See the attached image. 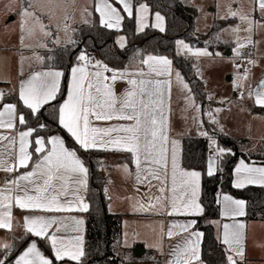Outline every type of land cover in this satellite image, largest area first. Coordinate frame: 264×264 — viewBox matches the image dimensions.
<instances>
[{
    "label": "snow or ice",
    "instance_id": "snow-or-ice-1",
    "mask_svg": "<svg viewBox=\"0 0 264 264\" xmlns=\"http://www.w3.org/2000/svg\"><path fill=\"white\" fill-rule=\"evenodd\" d=\"M74 2L75 0L73 4ZM233 3L235 0H230L225 6L224 14L219 18H237L239 23L221 31L230 32L235 37L236 47L233 52L236 57L248 55L247 63L255 66L257 62L243 50L248 46L255 47L258 42L253 40V36L264 30V0H251V7L247 11L242 7H233ZM92 11L99 13L100 24L107 29H121L126 18L122 13H126L127 17L135 19L139 32H144L148 27L156 28L160 32L166 30L165 17L158 11L154 14V23H149L150 9L146 3L135 7L132 0H95L92 10L85 7L81 12L84 23H90L88 17ZM256 13L259 14V19L256 18ZM16 15L19 16L22 47H32L25 41L32 40L37 35L43 38L37 41V47L47 48L45 40L59 44L60 32L65 34L66 44L75 46L77 43L68 35L75 32V29L68 23L73 16L66 6V0H22ZM241 32L247 35L241 37ZM118 43L123 48L125 37L120 36ZM176 43L178 48L197 58L221 55L219 52H210L207 47L193 50L183 40ZM36 59L43 64L42 57L37 56ZM23 61L24 58L21 57V65ZM140 64L147 66V72L141 67L136 73L129 74L116 71L107 64L94 60L87 52H81L77 63L69 70L70 79L66 92L61 89L65 71L49 67L47 70L32 71L20 80L18 103L22 102L28 114L38 120L45 105L58 101L55 112L57 121L73 138L79 149L85 152L99 149L128 154L130 163L134 164L135 168L132 170L128 164H124L121 171L133 180L136 191H139V186L147 189L144 193L147 203L138 202L133 206L134 210L155 215L199 217L205 211L201 203L203 174L182 166L180 142L170 136L172 61L166 56L148 55L141 59ZM235 67L238 75L233 81L234 89L239 91L240 98L244 99L245 92L241 89H245L251 68H245L243 73L239 74L240 65L236 64ZM20 75H24L22 70ZM126 76L130 87L118 95L114 88L115 82ZM175 77L182 88L191 93L179 71L175 72ZM246 90L253 103L264 110V79L255 87L247 85ZM3 99L4 93L0 92V101ZM186 100L190 107H195L191 94ZM114 120L122 123L106 127L94 124V121ZM212 122L217 123L214 117ZM17 125L25 126L26 130H20ZM27 125L28 119L24 113L19 112L17 104H0V129L15 133L0 134V144L8 142L5 145L8 149L6 158L4 153H0V171L8 174L0 185V229L8 231L13 229L14 208L42 213L89 211V204L84 195L88 190L89 168L78 155V149L67 147L65 140L59 135L33 138L37 129ZM39 127L42 129L45 125L41 124ZM200 135L209 139L210 148L214 153L207 157L204 173L213 177L222 171L218 166L219 159L230 150L220 147L207 131H201ZM21 169L30 170L20 172ZM249 185L264 187V166L246 163L241 159L234 169L233 187L243 189ZM153 188L159 195L152 193ZM215 202L221 206V216L233 221L213 222L217 223L220 229L218 239L225 246L227 264H241L246 255V226L236 218L246 215V201L221 193ZM66 219L45 215L25 216L23 228L26 234L45 240L51 250V257L32 240L14 261H10L12 245L0 242V248L4 250L0 264H67L68 261L84 264L86 253L81 233L85 222L83 219L72 217L75 225L72 229L74 235H61L60 233L68 227ZM196 224L197 220L194 218L184 223L174 221L169 224L167 230L161 224L156 242L149 247L156 248L163 254L164 240L180 237L170 246L165 264H204L201 259L204 233L195 230ZM138 237L139 233L134 232L130 236L125 232L118 243L124 249H131L138 242ZM122 259L125 264H132L130 254H125Z\"/></svg>",
    "mask_w": 264,
    "mask_h": 264
},
{
    "label": "trees",
    "instance_id": "trees-1",
    "mask_svg": "<svg viewBox=\"0 0 264 264\" xmlns=\"http://www.w3.org/2000/svg\"><path fill=\"white\" fill-rule=\"evenodd\" d=\"M140 3H146L152 13L161 12L166 19V30L158 32L149 27L144 32L136 31V21L132 17L124 19L122 33L127 37L128 44L121 49L116 44L117 32L101 26L99 19L95 16L94 21L87 26L79 28L74 34L76 45H66L55 49L52 53L45 54L44 65L46 68H55L65 71L62 91L66 92L69 70L77 63V57L81 52L90 51L97 55L101 61L110 68L120 71L130 65L140 64L141 59L147 55H161L174 60L176 68L189 82L192 91L201 100L205 97L204 84L195 76L191 58L178 55L176 41L184 39L193 46H204L205 43L194 32L195 20L198 11L195 7L185 5L182 0H134L136 7ZM234 19L222 20L214 24L211 32H217L223 27L234 22ZM139 53V55H138ZM49 57L51 59H49ZM64 97H61L63 99ZM2 103H17L19 112L24 113L28 119V127L37 129L33 136L43 135L48 137L54 132L60 133L70 148H77L78 153L85 160L90 170V183L88 200L90 203L86 221V242L84 264H121V260L112 251L113 243L120 238L122 233L121 216H114L107 210V200L104 195L105 180L99 165L91 159L90 155H106L103 152L79 149L72 137L59 125L55 112L58 101L45 105L41 109L39 119L30 116L28 110L21 102H17L14 96L6 97ZM254 112L264 115V110L254 107ZM45 125L40 128L39 125ZM22 127H25L22 125ZM219 144L232 151L220 159V169L213 177L206 174V162L209 156V140L206 138L186 137L183 143V166L189 169H198L202 172V194L201 203L205 209L204 214L197 217L196 228L204 233L202 244V260L206 264H227L223 245L215 235L213 221L220 219V205L216 203L218 194L228 193L235 198L246 201L247 220L264 221V187L248 186L243 189L233 187L234 167L240 158L245 160H261L264 158L247 156L239 148V143H248V140L235 139L225 135L217 136ZM36 157L34 156L33 159ZM28 240L21 242L13 250L10 260L23 249ZM44 252L51 257L50 248L41 244ZM144 253L141 246L135 249L136 254ZM60 264V262H56ZM67 264H73L68 261Z\"/></svg>",
    "mask_w": 264,
    "mask_h": 264
},
{
    "label": "crops",
    "instance_id": "crops-1",
    "mask_svg": "<svg viewBox=\"0 0 264 264\" xmlns=\"http://www.w3.org/2000/svg\"><path fill=\"white\" fill-rule=\"evenodd\" d=\"M5 1H8V0H0V87H1L2 92L4 93V99L8 96H14L18 102V87H19L20 80L26 78L27 75L32 71L47 70V68L44 65V60H43V64H41L36 59V57L39 56V57L44 58L45 54L52 53L55 49H57L59 47H64V46L69 45V44L65 43V34L63 32H60L59 36L61 38V43H59V44L52 43L50 40H45L44 42H46L48 45L47 48L37 47L36 46L37 41H36V43H34L32 45V47H27L25 49H23L22 46H19L17 48V59L14 61L12 58H14V52L16 51V49L10 50L9 47H6V45L4 43L5 26H4V21H3L1 10H2V4ZM94 3H95V0H75V2L73 4V1L70 2L69 0H66V6L68 7L69 12L73 16V19H70L68 21V23H70L72 28L75 29V32L83 26L90 25L94 21L95 16L98 17L99 22H100L99 13H96L95 11H92L91 16L88 17L90 23H87V24L84 23L82 20V17H81L82 10L85 7H88L90 10H92ZM132 3L134 5V0H132ZM136 7H138V5ZM149 9H150V7H149ZM210 10L213 11L212 8ZM122 14L125 15V17H127L126 13H122ZM150 14H151L152 20H153L155 13H152L151 9H150ZM162 15L164 16V14H162ZM13 20L15 21L16 17H14ZM62 23H63V20L61 19V24ZM123 23H124V20L122 22L121 29H119V30L111 29V30H114L117 32L116 44L119 48H121V47L118 43V38L120 36L125 37V46L121 49H124L128 44V40H127L126 35L124 33H122V31H121L123 28ZM151 28H153V27H151ZM153 29L160 32L156 28H153ZM165 29H166V19H165ZM136 31L138 33H140L137 30V24H136ZM75 32H70V33H68V35H71L72 38L74 39ZM42 39H43L42 37H39L38 40H42ZM254 51H255V49L253 48V55H254L255 61L257 63L255 66H252V68L256 67L255 69H257L260 67V70H262V72H263V75L259 76L258 81L255 84V86H256L260 80L264 79V56H256L254 54ZM87 53L90 55V57L94 58V60L101 61V59L97 55L91 54L90 52H87ZM178 55H181V54L178 53ZM7 56H10V58L7 59ZM155 56H161V55H155ZM181 56H183L185 58H190L189 55H181ZM21 57L24 58L23 65H21ZM167 58L172 61V69H173V75L171 78L172 89H171V131H170V136H171V138L176 139L180 142L182 166H183V143H184V139L186 137H198V138L208 139L207 137L200 135L201 131H207L209 133V135H211L216 140L217 144L220 147H222V146L218 142L217 135L214 136L209 131L210 129L212 130V128L215 127V124L210 122V121H206L204 118L201 119L200 117H196L195 124L190 125L186 115L183 113L181 118H180L179 126H178V128H176L175 122H174V101H175L178 82H177L176 77H175V72L179 71V70L176 68L174 60L169 58V57H167ZM141 67H143L144 71L147 72V66H142L141 64L130 65V66H127L126 68H124L123 70H120V71L127 72L129 74H133V73H136ZM21 70L24 73L23 76L20 75ZM58 70H61V69H58ZM106 75L110 76L111 73H106ZM181 77L184 79V81H187L186 78H184L182 74H181ZM133 78H136V77L133 76ZM69 79H70V71H69L68 81H69ZM127 79H128V77L126 76L124 79H118L115 82L114 88L117 91L118 95L123 94L130 87L127 83ZM63 81H64V78L61 81V88H62ZM186 83H188V85L190 87L189 89H191V93H189L187 89H183L182 86L180 85L181 92L183 91V94L185 96H188L189 94H191L195 99H197L195 97L193 91H192V88H191L189 82L187 81ZM206 97H207V95H205V97H204L205 102L206 101L209 102L213 108H219L220 106L225 105L223 102H220V101L206 100ZM3 100L0 101V103L3 102ZM231 101L232 100H228L229 103H232ZM14 104H17V103H14ZM17 106H18V104H17ZM254 107H258V106L253 105V104H249L248 106H246L244 108V111H245L244 113H246L247 115H249L253 119H254L255 115H258L259 118H257V119H261L260 118L261 114L255 113L253 110ZM203 108H205V106H203ZM213 108H212V112L214 111ZM196 112H198V115H199L200 111L198 110ZM196 115H197V113H196ZM117 123H122V122L115 121V120L109 121V122L94 121V124L96 126H100V127H106L110 124H117ZM17 127L20 130H26V128L22 127V125H17ZM0 134L15 135L14 132L9 133V131L6 129H0ZM52 135H59L65 140V138L58 132H54V133L50 134L48 137H50ZM219 135H225V136H229V137H232L235 139H244V140L249 141L248 138L242 137V136L234 134V133H223V134H219ZM37 136L45 137L43 135H37ZM33 138H34V136H33ZM260 142L264 143V139H262ZM7 143H8L7 141H4L3 144H0V153H4L5 158H6L7 151H8V149L5 147V145H7ZM65 143H66V140H65ZM66 146L69 147L67 145V143H66ZM209 146H210V142H209ZM222 148H224V147H222ZM17 150H18V145H17ZM227 150H229V149H227ZM91 151L103 152L107 155L106 159L104 158L102 161H100V165H99L100 172H101V174L105 180L104 195H105L106 200H107V210L110 214H112L114 216H121L122 233H121L120 238L117 239L112 245L113 253L115 254L116 257H118L121 260V262H123L121 264H125V262L122 259L125 254L131 255L132 264H165V261L168 259L167 253L169 251L170 246L172 244H174L176 242V240L180 239V237H176L175 240L165 239L164 240V253L163 254H161L156 248L149 247L150 244H153L156 242L157 236L160 232L161 224H163L165 230H167V227L169 226V224L174 222V221L179 222V223H184L188 219H193V218L196 219L197 217L155 215L153 213L146 212V211L134 210L133 206L136 205L138 202L147 203V197L144 195V193L147 191V189L143 186H139V191H136V187L133 184V180L130 178H127L123 174V172L121 171V166L124 164H128L129 168L132 170H134V168H135V165L130 163L128 154L120 153V152H114V151H104V150H99V149H94ZM228 153H232V151L230 150L229 152H226L224 155H226ZM213 154L214 153H213L212 149L210 148L209 156H211ZM78 155H80V154L78 153ZM80 157L82 158V156H80ZM113 157H118V161L112 163L111 158H113ZM220 159L218 161L219 168H220ZM241 159H243V158H240L237 161L235 167L237 166V164L239 163V161ZM243 160L246 163L255 164L257 166H264V162L261 160H255V159H251V160L243 159ZM85 165L88 167L86 162H85ZM235 167H234V169H235ZM186 169H189V168H186ZM27 170H30V169H21L20 172H24ZM189 170L200 171L198 169H189ZM7 175L8 174L0 171V185H2L4 179ZM202 177H203V175H202ZM233 181H234V173H233ZM89 183H90V170H89V176H88V190H89ZM153 183H155V181ZM249 186H256V185H249ZM246 187H248V186H246ZM88 190H87V193H85L84 195L86 198V202L89 204V207H90V203L88 200ZM152 193L155 195H159V193L156 192L155 188L152 189ZM221 193L222 194H228V193H223V192H221ZM201 194H202V178H201ZM233 198L238 199L235 197H233ZM221 211H222V209L220 206V219L215 220L213 222L233 223L232 220H229V219L222 217ZM246 211H247V206H246ZM35 215H45V216H49V217L56 216L59 218H67L66 219V223L68 226L67 230L62 231L60 233L61 235H67V236L74 235V233L72 232V229L75 227V225L73 224L71 218L76 217L78 219H83L85 223L83 225V232L81 234L84 237V249H85L87 212L73 211V212H68V213H63V212H61V213H42V212H38V211H35V212L34 211H21L19 209L14 208L13 209V229H12V231L0 229V242L12 245V248L10 249L11 254H12L13 250L15 249V247H17L24 240H28V242L26 243V245L23 247V249L16 256H18L28 246V244L32 240H35L37 242L38 247L43 252H44V250L42 249L41 244H46L49 247L48 243L45 240L38 238V237L31 236L30 234H26L25 229L23 228L24 217L25 216H35ZM245 216L236 218L239 222L244 223L246 226L245 227V241H244L246 255H245L244 261L241 262V264H264V221H262V220H247L245 218ZM213 222H212V224L214 226L215 235L218 239V236L220 235V229L218 227V224L213 223ZM195 230H198L196 228V226H195ZM125 232H127L130 236L134 232L139 233L138 242L131 249H124L118 243V241H120L122 239V236ZM203 239H204V236H203L202 242H201V259H202ZM218 240L220 241V239H218ZM139 246H141L143 248L144 253H142V254L141 253L140 254L135 253V249ZM223 247L225 250L224 245H223ZM3 256H4V250L2 248H0V258H3ZM10 256H9V260H10ZM14 259L15 258H13V260H10V261H14ZM83 260H84V258H83ZM6 264H7V262H6ZM204 264H206V263L204 262Z\"/></svg>",
    "mask_w": 264,
    "mask_h": 264
},
{
    "label": "rangeland",
    "instance_id": "rangeland-1",
    "mask_svg": "<svg viewBox=\"0 0 264 264\" xmlns=\"http://www.w3.org/2000/svg\"><path fill=\"white\" fill-rule=\"evenodd\" d=\"M69 1L72 2L73 0ZM182 2L185 5L192 6L197 9L198 14L195 20L194 32L198 36L205 35L204 38L203 36L200 37L205 45L193 46L184 39L178 40H183L193 50L207 47L210 52H219L221 55L214 56L212 58H197L191 53H188L186 50L178 48L176 43L177 53L181 55H189L191 58L194 74L204 84V92L205 95H207L206 100L220 101L225 105H222L219 108H213L209 102H205L204 97L200 101H197V99L192 96L195 101V107H190L188 105V101L186 100L187 96L183 94V91L181 92L180 84L178 83L174 101V122L176 128L179 126L180 118L183 113L186 115L190 125L195 124L196 117H200L201 119L204 118L206 121L210 122H212L214 117L217 123H214L215 127L212 128V130H209L212 135L218 136L223 133H234L242 137H246L249 141L248 143H239L240 150L247 156L264 158V143L260 142L264 139V115L260 116L261 119H257L259 118L258 115H255L253 119L244 113V108L246 106L249 104L255 105L253 100L247 95V85L255 87L259 76L263 75V72L260 70V67L257 69H255L256 67L251 68V74L246 82L245 89H241V91L245 92L244 99H241L239 91L235 90L233 85V81L236 80L238 75V70L235 65L239 64V58H237L233 52V49L236 47L235 37L230 32L221 31L222 29L235 26L239 23V20L237 18H230L235 21L226 27L221 28L217 32H211L214 24H218L222 21L219 16L224 14L225 6L230 2V0H182ZM21 3L22 0L5 1L2 4L1 10L5 26L4 43L10 50L16 49L14 52V58H12L14 61L17 59V48L21 46V33L18 27L19 16L16 15ZM233 7H242L244 11H247L251 7V0H235ZM211 8L213 11L210 10ZM255 15L256 18L259 19V14L256 13ZM14 17H16L15 21L13 20ZM149 23H154V17L152 20L151 14L149 15ZM245 35H247V33H240L241 37ZM217 36H219V39H217ZM39 37L40 36L37 35V37L32 40H26L25 43L33 45L36 41H38ZM253 40L258 43L255 47L248 46L245 48L243 50L244 53L246 54L248 48H254V54L256 56H264V30L258 31L253 36ZM22 48L25 49L27 47ZM9 58L10 56H7V59ZM44 59L45 57L43 60ZM243 71L244 70L239 68V74H242ZM184 82L186 83L187 81ZM0 92H2L1 87ZM228 100H232V103H229ZM203 106H205V108H203ZM212 108L214 110L213 112ZM217 109H219L218 112L216 111ZM198 110L200 111L199 115L198 112H196ZM209 113L212 115L210 116ZM193 117H195V119H193ZM90 157L91 159L100 162L104 158L106 159L107 155H90ZM117 161L118 157L111 158L112 163Z\"/></svg>",
    "mask_w": 264,
    "mask_h": 264
},
{
    "label": "built area",
    "instance_id": "built-area-1",
    "mask_svg": "<svg viewBox=\"0 0 264 264\" xmlns=\"http://www.w3.org/2000/svg\"><path fill=\"white\" fill-rule=\"evenodd\" d=\"M246 54H250V58L255 60L252 48H248ZM248 58H249L248 55H245L244 57L239 58V65H240L241 70H244L245 68H252V65H249L247 63Z\"/></svg>",
    "mask_w": 264,
    "mask_h": 264
},
{
    "label": "water",
    "instance_id": "water-1",
    "mask_svg": "<svg viewBox=\"0 0 264 264\" xmlns=\"http://www.w3.org/2000/svg\"><path fill=\"white\" fill-rule=\"evenodd\" d=\"M138 252H139V253H141V251H140V250H138Z\"/></svg>",
    "mask_w": 264,
    "mask_h": 264
}]
</instances>
